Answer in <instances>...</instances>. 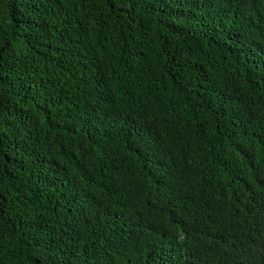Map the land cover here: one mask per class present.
Returning a JSON list of instances; mask_svg holds the SVG:
<instances>
[{
	"label": "trees",
	"instance_id": "16d2710c",
	"mask_svg": "<svg viewBox=\"0 0 264 264\" xmlns=\"http://www.w3.org/2000/svg\"><path fill=\"white\" fill-rule=\"evenodd\" d=\"M0 264H264V0H0Z\"/></svg>",
	"mask_w": 264,
	"mask_h": 264
}]
</instances>
